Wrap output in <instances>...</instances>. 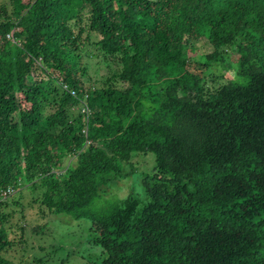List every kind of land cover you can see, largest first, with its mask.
I'll return each instance as SVG.
<instances>
[{
    "label": "trees",
    "instance_id": "1",
    "mask_svg": "<svg viewBox=\"0 0 264 264\" xmlns=\"http://www.w3.org/2000/svg\"><path fill=\"white\" fill-rule=\"evenodd\" d=\"M204 37V71L233 58L236 80L189 69ZM92 55L116 70L84 81ZM135 152L156 155L147 201L91 212ZM24 183L92 219L103 264H264V0L0 3V264L17 242L3 191Z\"/></svg>",
    "mask_w": 264,
    "mask_h": 264
},
{
    "label": "rangeland",
    "instance_id": "2",
    "mask_svg": "<svg viewBox=\"0 0 264 264\" xmlns=\"http://www.w3.org/2000/svg\"><path fill=\"white\" fill-rule=\"evenodd\" d=\"M6 1L9 0H0V3ZM213 50V46L205 37L194 41L192 62L189 65L193 72L207 76L211 88L219 87L232 78L237 79V65L234 64V68H227L230 66L228 62L234 63L233 58L219 65L214 64L208 71H204L207 54ZM83 62L89 68L88 74L83 76L86 82L99 80L116 70L114 62H108L102 56H85ZM111 64L115 67L113 70L109 66ZM211 70L216 74L209 75L208 72ZM76 164V155L66 156L57 171L63 173L69 166ZM155 166L154 152H135L130 162L123 163L122 177L120 175L116 178L113 173L105 175L109 180L101 183L99 195L92 201L90 211L103 212L114 199L124 198L130 193L138 196L142 205L147 201L145 179L154 173ZM25 184L17 188L8 198V206L2 208L3 211L10 213L9 221L6 223L11 232L10 238L17 239L13 246L3 252V256L10 260V264H103L107 253L95 242L96 233L92 229V219L90 217L76 219L66 213L49 211L40 202H35L36 197L29 189V185Z\"/></svg>",
    "mask_w": 264,
    "mask_h": 264
},
{
    "label": "built area",
    "instance_id": "3",
    "mask_svg": "<svg viewBox=\"0 0 264 264\" xmlns=\"http://www.w3.org/2000/svg\"><path fill=\"white\" fill-rule=\"evenodd\" d=\"M64 88H68V86H65ZM72 93L73 94H76V92L74 91V90H72ZM84 111H86V112H90V109L88 108V107H85L84 108ZM16 192V190H15V188L14 187H8V188H6L4 191H3V196L4 197H7V196H9V195H13V193H15Z\"/></svg>",
    "mask_w": 264,
    "mask_h": 264
}]
</instances>
